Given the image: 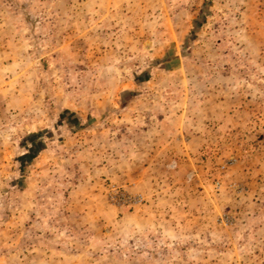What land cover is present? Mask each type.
Listing matches in <instances>:
<instances>
[{
  "label": "rangeland",
  "instance_id": "obj_1",
  "mask_svg": "<svg viewBox=\"0 0 264 264\" xmlns=\"http://www.w3.org/2000/svg\"><path fill=\"white\" fill-rule=\"evenodd\" d=\"M0 264H264V0H0Z\"/></svg>",
  "mask_w": 264,
  "mask_h": 264
},
{
  "label": "built area",
  "instance_id": "obj_2",
  "mask_svg": "<svg viewBox=\"0 0 264 264\" xmlns=\"http://www.w3.org/2000/svg\"><path fill=\"white\" fill-rule=\"evenodd\" d=\"M134 1H141V0H134Z\"/></svg>",
  "mask_w": 264,
  "mask_h": 264
}]
</instances>
